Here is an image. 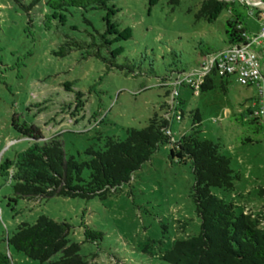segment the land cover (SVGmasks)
<instances>
[{"label":"rangeland","instance_id":"obj_1","mask_svg":"<svg viewBox=\"0 0 264 264\" xmlns=\"http://www.w3.org/2000/svg\"><path fill=\"white\" fill-rule=\"evenodd\" d=\"M169 1L113 0L108 7L116 13L109 17L106 10L78 9L60 16L43 1L26 11L32 0H0V160L11 161L0 171V245L11 264H42L6 243L20 224L33 225L40 216L68 224V238L80 245L88 264H166L160 257L175 241L199 234L192 164L171 159L168 147L104 200H17L12 191V179L18 177L15 159L29 146L11 127L14 114L19 123L38 126L45 141L58 136L66 157L84 160L90 147L124 140L129 129H144L154 114L167 116L174 90L176 107L169 114L173 141L190 133L192 113L198 111L199 138L218 144L240 177L233 191L212 192L264 228V198L257 194L264 190V124L256 129L244 113L256 101L257 89L229 79L223 90L218 77L207 92L186 83L174 87L182 73L197 79L193 72L201 53L228 47L225 26L232 13L222 9L206 21L196 17L198 2L173 6ZM234 1L247 35L257 36L264 11ZM108 22L117 26L119 41L110 36L111 45L100 50L107 62L93 55L97 48L54 55L66 40L89 42V35L104 34ZM180 111L183 118L177 120ZM87 229L103 236L89 241Z\"/></svg>","mask_w":264,"mask_h":264},{"label":"trees","instance_id":"obj_2","mask_svg":"<svg viewBox=\"0 0 264 264\" xmlns=\"http://www.w3.org/2000/svg\"><path fill=\"white\" fill-rule=\"evenodd\" d=\"M41 1L49 10L60 16L68 13L70 9L106 10L109 17L116 13L114 7H108L113 0H32L26 11ZM183 1L198 2L199 11L196 17L206 21L226 9L232 13L225 26L228 46L239 45L246 39L242 17L233 9L234 0L223 5L218 0L169 2L173 6H179ZM108 25L109 29H106L104 34L95 32L96 35H89V42L66 40L54 55L65 57L73 51L97 48L93 55L107 62V59L101 56L100 50L111 45V40L108 39L110 36L114 37L113 42L119 41L117 26H111L109 22ZM110 28L114 29L113 32H110ZM210 54L212 53L200 54L198 67ZM217 77L215 73L207 76L198 89L201 92L213 90ZM218 78L221 89L225 90L229 79ZM70 87L71 84H65L66 89ZM166 107L165 105L164 108ZM180 113L182 119L183 113ZM244 113L256 129L261 127L258 120L250 118L251 108ZM191 118L190 133L177 141H173L167 134L170 127L169 118L154 114L144 129H129L122 141L108 139L103 147H90L85 151V159L78 160L73 156L66 157L63 143L58 136L45 141L38 126L19 123L17 115L14 114L11 127L20 136V140L27 141L29 146L15 159L18 177L12 179L13 194L17 200L28 201L52 197L104 200L107 195L128 183L133 173L147 163L161 147H168L171 159H176L179 163L190 161L192 164V200L200 220V232L189 239L175 241L170 250L160 257L161 261L166 264H264V228L258 219L243 213L239 207L212 192L214 188L226 192L233 191L234 182L240 177L234 174L230 159L220 152L218 144L199 138V112L192 113ZM10 162L2 157L0 171ZM85 171L88 172L87 179L83 177ZM257 194L264 198L263 189H259ZM262 216L264 217V213ZM69 232L68 224L40 216L33 225L20 224L6 243L7 247H12L28 259L42 264H88L80 254V245L69 240ZM84 235L89 241H98L103 236L102 232L89 229ZM57 255L59 259L53 261ZM0 264H11L10 257L1 245Z\"/></svg>","mask_w":264,"mask_h":264},{"label":"built area","instance_id":"obj_3","mask_svg":"<svg viewBox=\"0 0 264 264\" xmlns=\"http://www.w3.org/2000/svg\"><path fill=\"white\" fill-rule=\"evenodd\" d=\"M244 1L256 9L257 13L264 11V0ZM250 15H253V12L250 11ZM245 38L244 42L239 45L228 46L207 56L203 64L193 72L197 79H192L189 74L182 73L174 82V87L183 86L186 83L199 88L204 79L212 73L218 77L233 79L240 86L255 87L257 97L251 108L250 118L264 124V17L260 21L259 34L253 38L247 35ZM171 94L170 113L175 111L176 96H178L176 90ZM170 113L166 118H169ZM176 118L181 119L180 116ZM167 134L171 136L169 130Z\"/></svg>","mask_w":264,"mask_h":264},{"label":"crops","instance_id":"obj_4","mask_svg":"<svg viewBox=\"0 0 264 264\" xmlns=\"http://www.w3.org/2000/svg\"><path fill=\"white\" fill-rule=\"evenodd\" d=\"M227 1H231V0H227Z\"/></svg>","mask_w":264,"mask_h":264}]
</instances>
